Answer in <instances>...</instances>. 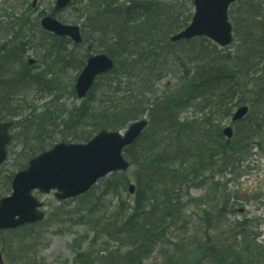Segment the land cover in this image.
<instances>
[{
  "label": "trees",
  "instance_id": "trees-1",
  "mask_svg": "<svg viewBox=\"0 0 264 264\" xmlns=\"http://www.w3.org/2000/svg\"><path fill=\"white\" fill-rule=\"evenodd\" d=\"M86 3L81 7L82 28H90L114 66L96 78L78 105H53L38 112L26 104L25 95L44 88L45 80V73L31 72L24 60L26 22L11 16L8 29L13 30V37L0 44V121L13 120L14 127L23 130V145L34 141L28 146L26 164L56 142L51 139L56 131L60 141L85 142L102 128L123 130L130 122L147 117L144 131L124 149L132 178L127 177L129 169L113 172L105 185L127 189L132 183L131 206L125 214L121 210L117 218L100 225L106 242L97 250L92 246L77 252L72 264H264V248L245 218L224 224L228 226L219 240L209 234L227 212L230 198L225 184L220 186L215 177L227 170L233 173L245 160L248 144L258 145L264 139V0H238L231 5L233 52L205 37L169 41L171 34L190 21L192 0ZM19 31L24 39L16 41ZM42 32L54 38L61 54L65 52L56 58L57 64L73 58L70 53L65 57V43L81 44ZM178 66H188L187 72L176 78L170 92L154 97L156 84ZM241 104L248 105V112L240 121L231 122L233 135L225 138L220 119L213 121L218 116L230 118L233 107ZM191 106L207 112L201 118H182L181 111ZM26 164L16 167L19 170ZM11 177L7 172L2 175L0 168V197L8 193ZM207 183L221 188L212 190L197 218L203 234L185 236L190 226L188 206L200 200L190 192ZM177 225L181 229L176 230ZM30 226L0 231L5 240L15 233L13 238L21 237L10 243L1 240L5 253L10 246L21 260L32 253L27 236L33 232H26ZM178 231L181 234L175 235ZM109 240L117 245L110 247ZM159 248L164 249L160 260L149 263Z\"/></svg>",
  "mask_w": 264,
  "mask_h": 264
},
{
  "label": "rangeland",
  "instance_id": "rangeland-1",
  "mask_svg": "<svg viewBox=\"0 0 264 264\" xmlns=\"http://www.w3.org/2000/svg\"><path fill=\"white\" fill-rule=\"evenodd\" d=\"M54 1L0 0V44L3 41L8 42L13 37V30L8 29V26L10 19L13 20L11 16H18L21 21L26 22V29H29L24 60H33L34 63L30 65L31 72L45 73L44 88L31 91L24 98L26 104L37 108L38 112L53 105H64L67 108L72 107L73 104L78 105L80 101L76 99L73 87L82 67L79 64L85 61L83 56L86 54L104 53V45L95 38L90 28H82L85 15L82 14L81 7L87 4V0H75L72 6L59 11L54 9ZM45 15L52 16L62 23L78 25L83 29L82 33L85 37L79 46L74 47L71 43L64 45L68 52L65 57L69 58V55L73 54V58L66 61L68 63L57 64L55 61L57 57H63L65 52L61 54L58 50L60 46L56 44L54 38L43 34L39 20ZM22 34L23 31L15 34L16 41L24 39ZM52 42H54V47H51ZM234 45L235 43H231L226 47V50L233 52ZM58 53L60 55L57 56ZM175 68H172L173 73L168 74L156 84L154 97L170 92L174 84L178 82V80L175 81L176 78L188 70V66ZM234 110L235 107L232 112ZM206 112H200L198 107L191 106L183 109L180 115L182 118L195 119L201 118ZM219 119L221 127L228 124L232 126L230 118L221 119L219 116L218 119H214L213 123ZM232 127L234 129V126ZM10 134L12 139L7 146L6 161L1 167L2 175L5 172L13 175L18 170L17 164H26L28 146L35 144L34 141L29 140L27 144L23 145L25 134L21 128L14 127ZM53 135L51 138L53 142L60 141L59 132L56 131ZM256 140L258 139L256 138L254 142H257ZM262 141L264 142V139L261 138L258 140V145L248 144L245 160L233 173L227 170L214 179V181H219L220 186L225 184L230 196L227 212L220 219L221 222L216 225L217 228L209 233L216 237L215 239L218 238L217 240L225 234L229 223L245 218L249 228L256 232V242L264 248V143ZM131 170L130 167L127 171L129 179L132 178ZM112 176V174H108L99 179L85 197L80 195L59 201L55 198L54 191L41 193L35 190L33 194L42 203L41 210L44 213V218L33 223V227L28 228L29 231L26 230V232H33L32 235L27 236L28 241L32 244L30 246L32 253L22 260L18 258L17 251L11 246L6 249L8 253H5L1 247L3 245L1 240L10 243V241L19 240L21 237L13 238L16 233L9 235L7 240L0 236L1 264H72L77 252L86 251L92 246L97 250L101 243L106 242L105 234L100 231V225L108 224L110 218H117L118 212L121 210L122 214H125L127 206H131L133 201L134 195L128 193L126 188L110 189L109 186H105ZM210 184H203L191 190L192 197L200 198V200L196 201L197 205L188 206L187 215H190L188 219L190 226L188 227L189 231L183 235L200 236L203 234V232H199L201 226L199 227L197 218H200L201 210L205 202L209 201L212 190L219 187V185L213 186L212 184L210 187ZM209 187L210 189H208ZM8 193L6 192L5 195ZM198 203L202 205H198ZM179 228L181 229V225H177L176 230ZM180 234V231L175 233V235ZM107 242L112 248L117 245V241L114 240ZM163 250L159 248L155 251L149 258V263L159 261L160 252Z\"/></svg>",
  "mask_w": 264,
  "mask_h": 264
},
{
  "label": "water",
  "instance_id": "water-1",
  "mask_svg": "<svg viewBox=\"0 0 264 264\" xmlns=\"http://www.w3.org/2000/svg\"><path fill=\"white\" fill-rule=\"evenodd\" d=\"M237 0H192L193 14L189 23L170 36V41L189 40L204 36L220 47L232 41V26L228 20V8ZM71 0H55L54 8L62 10ZM40 27L56 36L69 37L79 43V27L63 24L46 15L39 21ZM29 63H32L29 60ZM113 61L106 54L87 57L79 72L74 90L78 99H83L92 87L95 78L111 70ZM247 106H239L231 120H240L247 113ZM145 118L128 124L124 132L99 130L84 143L57 142L49 149L31 158L27 165L14 173L10 182V193L0 198V230L15 229L43 219L42 203L33 195L55 191L58 200H66L87 192L105 175L124 171L129 162L123 156V149L131 145L144 130ZM13 122H0V166L7 157L6 147L10 142L9 130ZM222 134L230 138L231 126L222 129ZM133 193L134 186L128 187ZM2 263L0 253V264Z\"/></svg>",
  "mask_w": 264,
  "mask_h": 264
}]
</instances>
